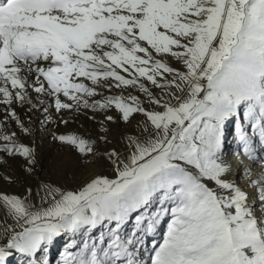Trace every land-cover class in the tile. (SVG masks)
<instances>
[{"label": "snow or ice", "instance_id": "snow-or-ice-1", "mask_svg": "<svg viewBox=\"0 0 264 264\" xmlns=\"http://www.w3.org/2000/svg\"><path fill=\"white\" fill-rule=\"evenodd\" d=\"M45 97L58 114L104 113L101 131L113 108L144 120L104 153L113 178L0 194V264H50L61 237L58 264H264V173L250 199L223 159L233 123L264 167V0H0V163L32 173L35 150L4 127L31 135L13 105L47 113ZM54 139L98 155L95 140Z\"/></svg>", "mask_w": 264, "mask_h": 264}, {"label": "bare ground", "instance_id": "bare-ground-1", "mask_svg": "<svg viewBox=\"0 0 264 264\" xmlns=\"http://www.w3.org/2000/svg\"><path fill=\"white\" fill-rule=\"evenodd\" d=\"M157 91V90H154ZM118 95L120 92L118 90H113L112 93ZM126 94V93H125ZM133 95H138L143 100V96L136 92L132 91ZM33 98H35V93H31ZM63 99V97H61ZM100 97H97L99 99ZM45 104L44 106L48 108V112H43L42 109L40 110H28V106L25 105L24 107H20L19 105H13L15 108L17 115L23 119L26 126H30L32 128L31 135H24L20 132V130L15 126L13 121H8L7 126L4 127V131L9 132H20V138L18 141L23 143L25 146L31 147L35 150V159L36 164L31 174L25 171V161L21 160L19 157H7L4 156V162L0 163V194H7V192H13L16 189L22 193H27L28 188H32L35 192L39 185L46 184L45 179L42 180L38 178V174L42 173L44 178H47V183L58 184L60 187L64 189H73L77 186L81 185L82 183L90 180L94 175H104L110 178L114 177V172L110 168L109 162L104 160V153L108 151L109 147L113 149L114 147L118 151H123V138L124 132L126 130V125L124 123H119L117 126V120L115 119L113 122L105 121L103 127H105L108 131H110L109 137L107 138V142L104 141L103 146L104 149L100 153L101 158L92 160L91 163L85 162L84 158H81L78 154L71 155L70 152L76 150L69 145H64L59 143L57 140L54 139L56 135H78L82 136L86 139L90 137L92 134H96L97 130L100 131L101 129V121L103 120L104 113L97 112L95 114L89 112L85 115L83 112L74 115L75 113H69L67 111L58 114L55 111V108L51 106V98L45 97ZM146 108L149 105H144ZM4 105H0V119L4 117ZM112 112V116L119 115V113L113 108L110 109L109 112ZM115 111V113H114ZM109 114V113H108ZM114 114V115H113ZM74 115V116H73ZM95 115V119H89V116ZM45 116H48L49 119L46 123L41 124V121L44 119ZM67 120V123H62L61 120ZM131 124L134 127V130H137V125L144 120L139 114L134 115L131 118ZM230 124V123H229ZM228 125V124H227ZM11 126L12 130L9 131L7 128ZM231 130V127L228 125L226 126L225 135L227 132ZM233 130V125H232ZM249 131V130H248ZM69 132V133H68ZM251 132V130H250ZM230 145L229 147L224 142V161H232V164L238 168L236 177H243L247 186L245 189L252 190V187H249L251 180L258 179L262 174L260 172L261 165L257 162L254 166H247L248 159L244 156H241L237 153V144L238 140L235 138V134L233 131L230 133ZM251 135V134H249ZM98 140V139H97ZM100 141V140H99ZM101 142V141H100ZM231 146V147H230ZM242 152V150H241ZM243 154V152H242ZM3 155V154H0ZM231 158V159H230ZM88 165H87V164ZM15 169L18 174L21 176L22 185H18L17 183L10 182L5 179L7 177V173L9 169ZM231 173L230 178L234 179V175H232L233 165L230 166ZM250 170V173L255 172L252 176L245 175L242 172ZM40 175V174H39ZM49 175V177L47 176ZM41 177V176H40ZM235 178L234 181H236ZM211 186V185H210ZM255 190V188H254ZM264 214V213H262ZM0 227H2L3 219L0 216ZM161 229L163 231L162 225L159 229L161 233ZM162 234V233H161ZM157 239H162L161 235L157 237ZM52 256V254H51ZM52 264V263H50ZM56 264V263H55Z\"/></svg>", "mask_w": 264, "mask_h": 264}, {"label": "rangeland", "instance_id": "rangeland-1", "mask_svg": "<svg viewBox=\"0 0 264 264\" xmlns=\"http://www.w3.org/2000/svg\"><path fill=\"white\" fill-rule=\"evenodd\" d=\"M173 63V65L175 64V62L173 61L172 62ZM109 113V115H111L112 114V112L110 111V112H108ZM114 113H115V111H114ZM74 115H76V114H74ZM73 115V116H74ZM114 115V114H113ZM114 118H115V116H113ZM116 120H117V126L119 125V123H124L125 125H126V130H125V132H124V135H127V134H133V133H135L136 131L134 130V127H133V125L132 124H126L125 122H123L121 119H120V114L119 115H116V118H115ZM228 125H229V123H228ZM227 125V126H228ZM100 129H101V127H99ZM9 131H11L12 130V127L11 126H9L8 128H7ZM97 133L96 134H92L90 137H88V139H91V140H95L96 141V145H95V148H96V151L98 152V155L95 157L96 159H98L99 157L101 158V152L103 151V149H104V146H103V143L102 142H104V140H101L100 139V137H109V134H110V131H96ZM9 133H11V132H9ZM69 133V132H68ZM16 134H17V138L19 139L20 138V132L18 133V132H16ZM98 139V140H97ZM101 142H100V141ZM112 150V148H111V146L109 147V149H108V151H111ZM70 154L71 155H76V156H78L79 154L76 152L75 153V151H73V149L71 150V152H70ZM78 154V155H77ZM20 158V157H19ZM21 160H23L22 158H20ZM104 160H105V157H104ZM24 161V160H23ZM248 162L249 161H247V164H248ZM87 164V163H86ZM88 165V164H87ZM233 165V171H232V175H234V172L235 171H238V166L236 167L235 166V164H232ZM235 169V170H234ZM245 172L246 171H243L242 173L243 174H245ZM256 172V171H255ZM255 172H253L254 174H255ZM253 173H250L252 176L254 175ZM40 174V175H39ZM38 174V178H40L41 180H42V178H43V180L45 179V182H46V184H51V185H53V186H55V187H60V185H58V184H53V183H47V178H44V175H42V173H39ZM236 174H237V172H236ZM7 175V177L9 178V179H7L8 181H10V182H13V183H17L18 185H22V179H21V176L18 174V172L15 170V169H13V168H11V169H9V172L6 174ZM246 175V174H245ZM41 176V177H40ZM48 177H49V175H47ZM235 178H237L236 179V184L239 186V187H241L243 190H245L248 194H249V198L251 199L252 197H253V195L255 194V191H256V189L254 190V188L252 189V190H248V189H245V187L247 186V183L245 182V180H243L244 178L243 177H236V175H235V177H234V180H235ZM45 184V183H44ZM60 188H62V187H60ZM26 189L28 190V187H26ZM7 194H14V195H18V196H24L25 194L24 193H22V192H20L19 190H15V191H13V192H7ZM256 214H257V216H260V215H262V213H261V211L259 210V209H257V211H256ZM0 216H2V214H0ZM1 222V221H0ZM162 228H164L163 229V231L166 229V224H162ZM163 231H162V229H161V233H163ZM161 238H162V234H161ZM149 240H151V238H149ZM64 243H65V240H64V238L63 237H61V238H58L55 242H54V245L51 247V250H50V253H49V259H50V263H52V264H58V262H59V259H60V256H59V253L62 251V247H63V245H64ZM51 254H52V256H51ZM8 264H17V261H16V259L13 257V258H10L9 259V261H8Z\"/></svg>", "mask_w": 264, "mask_h": 264}]
</instances>
